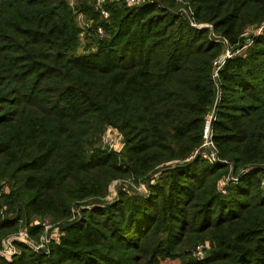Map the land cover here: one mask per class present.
Wrapping results in <instances>:
<instances>
[{
    "label": "trees",
    "instance_id": "16d2710c",
    "mask_svg": "<svg viewBox=\"0 0 264 264\" xmlns=\"http://www.w3.org/2000/svg\"><path fill=\"white\" fill-rule=\"evenodd\" d=\"M94 2L0 0V248L21 223L66 231L0 264H264V0H186L211 27L174 0L106 2L108 18ZM227 47L244 50L215 76ZM213 108L219 158L254 166L225 194L228 164L189 160ZM109 126L122 152L101 145ZM128 177L148 194L106 201Z\"/></svg>",
    "mask_w": 264,
    "mask_h": 264
},
{
    "label": "built area",
    "instance_id": "2783aa9c",
    "mask_svg": "<svg viewBox=\"0 0 264 264\" xmlns=\"http://www.w3.org/2000/svg\"><path fill=\"white\" fill-rule=\"evenodd\" d=\"M117 1H123L127 5L135 6V5H139L145 2L146 0H95L94 2L95 9L100 12L103 18H108L109 11L104 7L105 3L106 2H117ZM175 1L179 3L180 5L178 11L184 14L188 19H190L192 25L197 26V27H202V26L211 27V25L209 24L196 23V21L193 19L194 18L193 11L190 8V6L187 5L188 3L186 4V0H175ZM262 29H263V25L259 26V28H256L253 31L255 33H260ZM95 31H96V34L99 35L100 37H104L106 34L105 29L103 27H98L95 29ZM247 32L248 31H246L243 35L245 36L246 34H251ZM247 41L251 42V39L249 36L246 37V42ZM225 43L227 44L226 40H225ZM246 46L247 45H245L242 48H245ZM242 48H240L237 51L232 52L230 47H227L225 53L215 61L214 75L215 76L218 75V69L222 66L226 58L233 56L238 51L244 50ZM214 119H215V110L213 108L206 116V123H205L204 131H203V141L190 155L189 160L200 157L205 160H208L212 164H216V163L228 164L230 167V171L227 175L223 177V179L220 180V186H219L220 191L225 194L227 192V185L229 183L237 182L241 178L242 174L246 173L248 170H250L254 166L244 167L241 170H239V172L235 173L234 166L232 165L231 161L223 160L219 158L218 149L213 140V133H212V128H211V124ZM122 138H123V135L117 128L109 126L104 130V132L101 135V143H103L105 145V148H107L108 150L119 152V147H120L119 142L122 140ZM158 174L159 172H155L152 175L151 180L155 182V178ZM119 187L123 188L124 190L126 189L129 191H135V192L145 194V195L148 194V187H147L146 181L142 183L136 189H132V190H130L129 188H126L125 186H119ZM5 188H7L6 184H4L3 182L0 183V199H1L3 192L5 191ZM118 188H117L116 193H110L109 191L108 195L105 197L106 201L112 202L117 199ZM261 189L264 193V172L261 178ZM34 223L39 224L41 226L42 228L41 234L38 237L31 235L27 225L24 223H21L17 231L8 234L4 238L2 247L0 248V259H5V260L10 261L15 256L19 255L21 253L19 244L27 245L31 247V249L35 252L42 251V252L48 253L50 246L53 243H59L62 240V238L66 235L65 229H63L60 224L52 222L51 220H48V219L38 220V221H35ZM208 247H209L208 242L199 243L194 250L195 256H197L198 258H203L205 256L206 249Z\"/></svg>",
    "mask_w": 264,
    "mask_h": 264
},
{
    "label": "rangeland",
    "instance_id": "374dc122",
    "mask_svg": "<svg viewBox=\"0 0 264 264\" xmlns=\"http://www.w3.org/2000/svg\"><path fill=\"white\" fill-rule=\"evenodd\" d=\"M175 1V0H174ZM70 4L76 6L77 4V0H69ZM179 4V3H178ZM79 22L81 23V25L83 26V24L86 26L88 23L87 21L84 19V15L80 14L78 16ZM252 30L254 29H248L247 33H250ZM250 31V32H249ZM250 36V34H246L245 37ZM83 41H86V39H84V36H82ZM82 51V47L80 48L79 52ZM122 141V143H121ZM119 143H120V147H119V152H122L123 148H124V139L122 138ZM101 145L105 148V145L103 143H101ZM162 169V168H160ZM224 177V176H223ZM222 177V179H223ZM146 180H135L134 178H124V179H117L115 180L112 184H111V188H110V193H116L117 188L119 186H125L126 188H129L130 190L132 189H136L137 187H139L142 183H144ZM219 186H220V181H219ZM219 188V187H218ZM8 188H5V191H7ZM50 220V219H48ZM161 264H181L179 260H163L161 262Z\"/></svg>",
    "mask_w": 264,
    "mask_h": 264
},
{
    "label": "crops",
    "instance_id": "0c3cea01",
    "mask_svg": "<svg viewBox=\"0 0 264 264\" xmlns=\"http://www.w3.org/2000/svg\"><path fill=\"white\" fill-rule=\"evenodd\" d=\"M170 260V259H169Z\"/></svg>",
    "mask_w": 264,
    "mask_h": 264
}]
</instances>
